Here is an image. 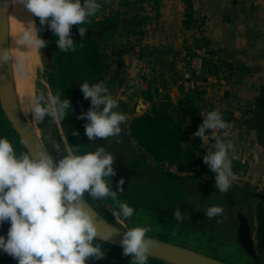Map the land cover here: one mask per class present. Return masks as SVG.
Here are the masks:
<instances>
[{
	"label": "rangeland",
	"instance_id": "obj_1",
	"mask_svg": "<svg viewBox=\"0 0 264 264\" xmlns=\"http://www.w3.org/2000/svg\"><path fill=\"white\" fill-rule=\"evenodd\" d=\"M199 1L145 0L141 11L140 5H125L122 0H84L83 25L100 32L91 34L77 50H66L61 48L58 34L51 27L53 18L50 16L43 20L44 34L51 40L47 51L51 48L54 51L63 95H68L71 78L85 83L90 78L112 71V79L101 99L104 102L99 108L104 112L107 101L111 100L113 107L108 114L121 115L124 119L117 125L120 131L109 135V140L123 151L130 163L135 160L143 162L141 170L149 176L134 180L132 193L145 189L148 195L161 199L165 204L179 196L178 193L183 195L188 188L196 194L209 192L220 198L219 180H215L213 171L204 169L202 163L208 149L223 151L231 160L225 169L229 188L237 197H249L257 214L259 244L264 249V133L251 123L249 110L253 105L246 101L238 104L228 101L224 93L217 95L212 89L204 96V102H198L199 97L190 90L192 81L200 82L197 74L199 47L205 44L201 37L205 23L198 12ZM158 2L161 5L160 16L156 12ZM189 3L191 7H188ZM144 18L150 20L141 21ZM41 53L46 59V46H41ZM45 79L48 82L47 71ZM158 87L161 89L159 95L155 93ZM181 87L185 95L180 92ZM39 89L43 131L62 159L48 105L47 87L40 86ZM223 90L231 92L226 87ZM143 92L147 93L146 97L152 95L154 99L170 95L177 105L183 100V104L189 102L186 107L192 105L198 109L196 118L186 120L183 138L188 158L183 161L185 170L171 161L147 158L130 136L129 123L139 116L135 107L138 99L144 98ZM146 99L150 109L151 102ZM212 113H216L217 120L210 121ZM225 114H229L231 119L226 120ZM208 123L215 124V127L206 126ZM201 129L202 135H197ZM83 145L86 151L91 152L92 147L86 139ZM216 204L220 207V199ZM103 248L117 259L122 256V252L112 251L109 246L104 245ZM132 257L118 263L136 264L135 254Z\"/></svg>",
	"mask_w": 264,
	"mask_h": 264
},
{
	"label": "water",
	"instance_id": "obj_2",
	"mask_svg": "<svg viewBox=\"0 0 264 264\" xmlns=\"http://www.w3.org/2000/svg\"><path fill=\"white\" fill-rule=\"evenodd\" d=\"M76 3L77 0H71ZM80 8H84V0H78ZM83 22L70 25L68 35L71 45H66V50H77L84 45L85 40L100 30L92 31L83 25ZM28 32L31 39H23V34ZM58 40L60 36L58 35ZM35 41H42L46 46V59L42 56L41 46ZM50 37L44 34V25L41 18L33 14L20 0H0V111L7 120L16 142L24 149L29 159L37 162L46 157L58 167L59 162L69 156H85L86 151L78 148L84 141L76 142L64 123L65 116L69 115L74 123L82 128L85 139L90 143L91 154L103 149L100 159L112 157L110 165H106L109 186L117 195L127 194L131 190L133 179H140L142 170H137L134 163L128 161L127 156L117 149L109 140V136L100 137L87 135V128L92 125L89 113L103 114L100 104L93 102L94 98L87 96L84 85L89 90L97 87L101 91L97 94L102 99L103 94L112 77L107 71L89 81L81 83L71 78L68 82V95H63L56 69L54 51H47ZM60 42V41H59ZM6 56L7 59H3ZM47 71V80L45 79ZM40 86L47 87L49 108L51 110L58 142L60 156L47 139L41 123V116L36 112L39 107L38 93ZM101 107V106H100ZM144 108L139 103L137 111ZM41 109V108H40ZM111 117V114H108ZM251 123L256 129L264 133V104L254 112ZM219 152L208 151L203 163L205 168H214L211 157ZM230 160L225 153L221 166L229 165ZM109 168L111 171H109ZM91 187H94L92 185ZM86 190L75 202L83 205V210L89 215L97 230L94 240L118 249H125L124 243L127 233L134 228H147L144 224L131 221L124 214L121 215L109 204L113 201L108 194L93 195ZM144 190V189H140ZM139 190V191H140ZM220 198L212 193L197 194L186 197L181 194L174 200L165 204L156 198L161 208L158 216L167 225H162L157 232L147 231L144 240L153 241V246L147 253V258L160 264H264V249L258 239V219L255 208L248 196L237 197L228 187L227 191H220ZM174 196V195H173ZM221 201L223 211L212 217L208 211L217 207L216 201ZM119 207V206H118ZM179 212V218L176 216ZM177 225L178 238H173L172 227ZM11 227L9 221L0 223V236L7 240V233ZM184 231V237L180 232ZM176 232V231H175ZM162 235V236H161ZM196 240V241H193ZM90 246L98 249L96 253L86 257L85 264H119L117 258L107 251L101 250L94 244ZM0 264H18L12 256L0 250Z\"/></svg>",
	"mask_w": 264,
	"mask_h": 264
},
{
	"label": "clouds",
	"instance_id": "obj_3",
	"mask_svg": "<svg viewBox=\"0 0 264 264\" xmlns=\"http://www.w3.org/2000/svg\"><path fill=\"white\" fill-rule=\"evenodd\" d=\"M41 21L52 17L51 27L60 36V46L71 45V40L65 39L70 25L78 24L85 18V12L79 2L71 0H20ZM23 39L30 40V34L25 32ZM37 46L42 41H35ZM3 59H7L6 56ZM87 96L94 98L95 104L102 101L97 94L99 87L89 90L84 85ZM113 107V101L108 100L103 114L89 113L92 125L87 128L89 137H107L120 131L118 123L124 119L121 115L108 116ZM38 115H43L37 107ZM217 120L216 113L210 114V121ZM208 127L215 124L208 123ZM223 127V124L220 125ZM203 129L197 133L202 135ZM85 156H69L53 167L50 159L42 157L38 162L24 156L18 160L13 154L12 145L7 140H0V223L9 221L11 227L7 240L0 236V250L12 256L18 264H85L86 257L96 253L98 249L90 246V241L96 236L89 215L83 210V205L76 204L81 195L89 190L93 195H104L107 187L101 180L105 166L110 165L112 157L100 159V152ZM224 152L211 157L214 168L219 169ZM109 171L111 169L109 168ZM221 191H227L229 181L221 172L219 177ZM124 215L130 216L132 209L122 205ZM223 211L213 207L208 211L212 217ZM176 216L179 218V212ZM148 228H134L127 233L124 241L125 253H134L136 264H146L147 253L153 246V241L144 240ZM175 234V233H173Z\"/></svg>",
	"mask_w": 264,
	"mask_h": 264
},
{
	"label": "crops",
	"instance_id": "obj_4",
	"mask_svg": "<svg viewBox=\"0 0 264 264\" xmlns=\"http://www.w3.org/2000/svg\"><path fill=\"white\" fill-rule=\"evenodd\" d=\"M122 1L125 5L127 4L124 0ZM160 6V2H158L156 12L157 14L159 13V16ZM140 7L142 11L144 8L143 3L140 4ZM198 12L205 23V27L201 32V37L205 39V44L199 47L200 62L197 64V66L199 65L197 74L200 77V82H191V92H194V95L199 97L196 100L198 102H204V96L208 93L209 89L215 90L214 92L217 95L220 92L224 93L226 100H230L236 104L242 101L250 102L253 106L249 110V117L252 119L254 112L259 110L261 105L264 104V0H200ZM161 13L165 12L161 11ZM147 20L149 21L150 19ZM226 73H228V76H225ZM187 77L191 81V78ZM224 87L230 89L231 92H224ZM158 89L159 93L157 95L161 92L159 87ZM179 90L184 95L186 94L183 87L179 88ZM142 94L144 98L138 99L135 107V112L139 116L135 118L144 116L152 110L153 102L148 99L151 102L149 109V103L146 101V98H148L146 97L147 93L143 92ZM166 97H168L175 107H180V104H183V100L177 105L170 95ZM140 102L143 103L144 108L138 112L137 107ZM187 104L189 102H185L183 106L185 108L192 107V105L186 107ZM65 120L71 124V128L78 127L77 131L72 134V138L76 142L85 141L81 126L74 123L69 115L65 116ZM0 140H7L12 145L13 154L16 159L20 160L26 156L24 149L17 144L16 136L1 111ZM142 151L147 158L155 160L149 157L143 149ZM208 151L221 152L208 149L204 161L207 158ZM226 157L230 160L227 155ZM204 169L212 170L215 179L219 180L220 176H216V168L204 167ZM144 177L149 176H147V173H143L142 178ZM139 192L147 194L145 189ZM107 194L112 199L113 194L110 192H107ZM118 206L119 208L121 207L120 204ZM132 215L133 219L131 221L140 222L153 232H157L163 227L162 225L167 227V224L163 220L148 214L144 208L139 213L131 214L130 216ZM149 220L151 221L148 222ZM150 225H153L154 228ZM180 234V237H184L182 232Z\"/></svg>",
	"mask_w": 264,
	"mask_h": 264
},
{
	"label": "trees",
	"instance_id": "obj_5",
	"mask_svg": "<svg viewBox=\"0 0 264 264\" xmlns=\"http://www.w3.org/2000/svg\"><path fill=\"white\" fill-rule=\"evenodd\" d=\"M124 1L134 6L145 2V0ZM188 7H191L190 3ZM141 20L145 22L147 19ZM155 93H159L158 88H155ZM148 99L153 102L152 110L130 121V136L149 157L163 162L177 163L181 170H185L183 161L188 158L183 140L186 120L188 117L196 118L197 109L184 106L175 107L168 97L154 99L152 95H149Z\"/></svg>",
	"mask_w": 264,
	"mask_h": 264
},
{
	"label": "flooded vegetation",
	"instance_id": "obj_6",
	"mask_svg": "<svg viewBox=\"0 0 264 264\" xmlns=\"http://www.w3.org/2000/svg\"><path fill=\"white\" fill-rule=\"evenodd\" d=\"M224 117H225L226 120H230L231 119L230 118V115H228V114L225 115ZM64 123L67 126V129H69L70 136L72 137V134L77 131L76 129H78V127L71 128L70 127L71 124L68 121H66V120H64ZM78 148H81V149H84L85 150L86 149V146L85 145H79ZM88 154H91V152L89 150L86 151V155H88ZM142 165H143V162H141L140 160H138L134 164V167H136L137 170L140 171ZM225 169H226V167H221L220 169H217L216 170V176H220L221 172H223L224 175L227 176ZM139 173H140V176L142 177L141 172H139ZM136 179L137 178H134L133 179V182ZM101 180H102V182H104L105 186L107 187L108 192L112 193L113 196H114L113 201H115V205H114V202L113 203L110 202L109 205L113 209H116L119 213H121V215L124 214V209H123L122 205H127L129 208H131L132 209V214L139 213L141 211V209L144 208L145 211L148 214H151L152 216L158 217V216H161L162 215L160 212H161V210L163 208H161L159 206V204L156 202L157 200H156V198L154 196H150V195H148L146 193H142V192H139V191H136V192L132 193L131 190H129V192L127 194H123V195H120L119 196V195L115 194V192H113L112 188L109 186L110 180H109L108 176H105V175L101 176ZM215 180H217V179H215ZM132 185H133V183H132ZM183 193H184L183 195L186 196V197H194V196L197 195L193 190H191V188H188L187 190H184ZM118 204H120V206H121L120 208L118 207ZM163 215L161 216L162 218H164ZM129 219L132 220L133 219V215L132 216H129ZM150 221L151 220H149L148 222H150ZM151 224H152V222H151ZM150 226H152V228H154L153 225H150ZM177 228H178L177 225H174L172 227V229H173L172 232L175 233V234H173V238H175V239L178 238V236L176 235ZM182 234H184V231H182ZM89 243L96 245L97 247H99L101 250L104 251L103 246L105 244H103L101 242H98V241H96L94 239H92V241H90ZM105 246H109V245H105ZM109 247L111 248L112 251H115V252L116 251H120V252H122V256L119 257V259H117V262L118 261H125L126 259L131 260L133 258L132 256L134 255V253H131V254L128 253V254H126L125 253V249H118V248H115L113 246H109ZM146 262H148V264H160V263H158V262H156L154 260H151L149 258H147V261Z\"/></svg>",
	"mask_w": 264,
	"mask_h": 264
},
{
	"label": "built area",
	"instance_id": "obj_7",
	"mask_svg": "<svg viewBox=\"0 0 264 264\" xmlns=\"http://www.w3.org/2000/svg\"><path fill=\"white\" fill-rule=\"evenodd\" d=\"M174 172V171H173ZM178 175H181L180 173H177Z\"/></svg>",
	"mask_w": 264,
	"mask_h": 264
}]
</instances>
